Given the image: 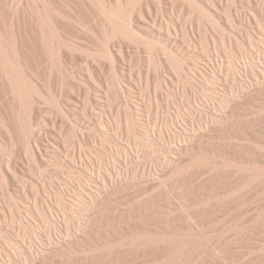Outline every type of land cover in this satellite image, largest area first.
<instances>
[{
	"label": "bare ground",
	"instance_id": "obj_1",
	"mask_svg": "<svg viewBox=\"0 0 264 264\" xmlns=\"http://www.w3.org/2000/svg\"><path fill=\"white\" fill-rule=\"evenodd\" d=\"M177 1L181 2L178 12L175 0H0V89L9 101L6 115L13 117L21 131L27 129L23 117L31 94L24 86L19 62L28 23L40 49L38 64L49 82L57 78V69L67 65L65 57L70 64L76 62L80 48L75 43L82 41L87 50L94 52L88 55L89 62L100 70L101 79L92 76V82L104 92L108 105L109 91L129 106V93L140 90L133 77L126 84L125 76L116 71L117 63L135 60L148 85L140 98L146 117L150 114L148 103L162 116L145 142L146 150L151 151L143 164L139 163L143 154L134 156L132 147L123 141V128L114 127L111 109L109 114L106 111L98 115L107 168L98 159L100 150L95 140L72 126L75 138L70 150L62 142L56 152L65 160L72 157L69 162L84 176L87 173L86 183L78 184L81 194L87 197L86 209L67 226V205L61 197L54 201L42 187L45 199L41 210L37 203L30 202L26 211L15 210L24 235L16 244L24 253L7 241L9 251L1 248L0 256L6 257L9 264H111V244L117 240L146 234L172 235L179 232L176 223L181 228H198L197 222L209 217L207 209H213L204 206L208 199L202 194L208 184L221 187L231 179L228 187L233 196L243 197L244 190L247 193L255 181L250 175L244 178L241 162L254 159L250 147L264 150V0L257 6L252 0H243L239 10H230L229 19L237 26L235 46L229 52L220 50L223 37L217 31L221 30V14L216 6L215 12L212 6L193 0ZM258 34L262 35L260 41L256 39ZM11 51L17 59L18 73L12 69ZM184 54L186 58L199 54L206 68L188 66L180 58ZM104 62L110 64L111 84L105 76ZM183 78L190 88L180 87ZM6 79L11 84L8 90L3 86ZM211 87L222 92L215 98H201V93L209 96ZM192 113L199 116V121ZM133 126L137 139L139 130L135 122ZM253 141L258 144L253 146ZM31 144L36 147L33 141ZM67 150L71 151L69 155ZM218 159L230 161L226 172ZM259 163L252 166L254 174L262 171ZM182 189H187L192 200L190 204L184 202L191 207L185 214L187 225L179 219L174 224L172 218L165 223L161 218L173 214L171 200ZM194 206L204 214L193 219ZM213 210V216L221 215V207ZM1 218L7 221L4 210H0ZM31 218L50 221L55 230L65 229L66 236L52 241L51 230L46 235L48 244L39 243L38 231L29 224ZM237 233L243 235L239 230ZM19 254L24 256L16 262Z\"/></svg>",
	"mask_w": 264,
	"mask_h": 264
},
{
	"label": "rangeland",
	"instance_id": "obj_2",
	"mask_svg": "<svg viewBox=\"0 0 264 264\" xmlns=\"http://www.w3.org/2000/svg\"><path fill=\"white\" fill-rule=\"evenodd\" d=\"M193 1L212 6V10H216L217 7L221 14V18L218 19L221 30L217 32L223 37L220 50L229 52L235 46L234 31L237 26L230 21L229 12L235 7L239 10L243 0ZM175 3L178 12L181 10V2L175 0ZM252 3L257 6L261 0H252ZM165 10L168 13V9L165 8ZM194 15L198 18V12ZM26 30L22 40L23 46L19 49L21 77L25 88L31 92L23 117V122L27 126L26 131H21L13 121V117L6 115L9 101L0 89V148L4 151L0 153V210L7 213L6 222L3 218L0 219V249L7 251H9V248L5 246L7 241L15 243L14 246L17 247L16 241L24 239L20 231L21 223L15 212L16 208L26 211L30 203H37L41 210V202L45 199L42 187L54 201L60 200L61 197L67 205V226H71V221L79 217L80 213L86 209L87 197L81 194L78 184L86 183L87 173L84 176L80 169L69 162L73 161L72 157L68 156L65 160L59 152H56V147L62 142L70 150L75 138L72 126L95 140V145L100 150L98 159L104 162L102 166L107 168L109 163L105 161L106 155L103 150L105 139L99 127L98 115L105 114L106 111L109 114V109L112 110L113 115H109L110 120L115 128H123V141L132 147L134 156H137L139 152L143 154L140 164L148 160L149 151H151L149 148L146 150L145 147V142L152 133L150 131L158 123L159 118L162 120V116L160 117L150 103L147 105L150 114L146 117V109L140 98L146 94L148 85L140 74L135 60L133 63L130 61L117 63L116 71L121 77L125 76L126 84L129 83V77H133L138 82L140 90L135 89L129 93V106L123 105L114 93L109 91V108L104 92L92 82V76L96 80L101 79L100 70L96 68V65L92 67L89 62L88 55L94 53L92 50H87L82 41L75 43V47L80 48V51L76 53V62L70 64L69 58L65 57L67 65L60 70L57 69L55 73L57 78L49 82L46 72L38 64L36 55H39L40 49L35 41L36 38L31 35L33 33L29 23ZM261 37L262 35L258 34L257 41H260ZM11 53L13 72L18 73L15 53L12 51ZM221 55L227 66V57L224 53ZM180 58L194 69L206 68V61L199 54L188 58L184 54ZM239 59L240 56H237V60ZM104 64L106 65L105 76L110 82V64L109 62ZM129 64L132 65L131 68ZM3 86L8 90L11 86L10 81L8 79L3 81ZM180 87L190 88L184 78L181 80ZM221 92L211 87L209 96L201 93L200 97L215 98ZM192 117L199 121L197 114L192 113ZM133 122L139 130L140 136H137V139H135ZM31 140L36 143L37 148L32 146ZM251 144L254 146L258 143L253 141ZM91 149L95 147L91 146ZM250 149L252 151L250 155L254 159H251V162L246 160L241 162L244 178L250 175L255 180L249 186L250 188H247V193L251 190L248 196L245 190V197L233 196V190L228 187L231 179H228L221 187L208 184L202 195L205 200L208 199L209 204L206 202L204 206L213 209L217 206L221 207V215L213 216L214 210L207 209V215H209L207 220L202 223L197 222L198 228L189 229L187 226L181 228L180 224H175V220L179 219L180 223L187 225L185 214L187 209L191 208L184 203L190 204L191 197L187 189H182L174 194L171 200L175 208L173 214H163L161 218L165 223H168V218L174 219V222H171L178 225L179 229H175L179 232L172 235L158 234L155 237L152 234H146L143 237L128 236L126 240H117L116 243L111 244V264H264V150H253L252 147ZM68 150L66 155L71 152ZM256 161L261 162L258 166L262 167V171L258 174H254L252 169V166H257ZM221 162H225L226 165ZM229 162L228 159H218V165H223L225 172ZM98 171L97 167L95 173L98 174ZM192 209L194 210L193 219L196 215L204 214L195 206ZM5 223L8 224L7 227ZM29 224L33 230L38 231L37 240L43 245L48 244L46 235L51 230L54 233L52 241L66 236L65 229L56 228L55 230L48 220L39 222L36 218H31ZM235 228L238 229L235 230ZM238 230L243 232V235L238 234ZM71 231H73L72 228ZM18 247L24 253V249L21 246ZM102 252V250L98 251V254ZM22 255L24 256L19 254L15 261L21 260ZM0 264H9L3 255L0 256Z\"/></svg>",
	"mask_w": 264,
	"mask_h": 264
}]
</instances>
